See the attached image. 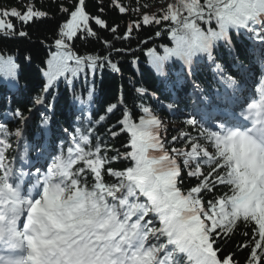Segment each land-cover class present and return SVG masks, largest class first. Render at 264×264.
I'll use <instances>...</instances> for the list:
<instances>
[{
	"label": "snow or ice",
	"instance_id": "6c2138e0",
	"mask_svg": "<svg viewBox=\"0 0 264 264\" xmlns=\"http://www.w3.org/2000/svg\"><path fill=\"white\" fill-rule=\"evenodd\" d=\"M84 2L77 0L71 10L61 8L69 18L59 28L57 51L47 60L42 93H50L60 78L72 84L86 68L93 73L103 67L120 72L109 56H80L72 50L69 42L79 33L95 35L90 19L107 27L99 17H90ZM113 6L121 13L130 10L119 0ZM46 15L32 4L23 12L0 10V34L26 35L7 17L28 23ZM142 24L164 25L173 42L172 47L161 46L162 55L147 49L158 76L168 78L166 66L174 58L182 62L186 75L207 59L226 92L231 90L226 99L232 102L240 99L242 82L217 63L214 51L224 45L231 55L235 32L258 41L264 52V0H173L157 13L145 12L131 22L124 38ZM232 58L244 67L238 56ZM258 58L264 63V55ZM15 69L12 57L0 55V73L14 76ZM136 92L144 94L146 89ZM93 95L89 90L86 99H74L88 105ZM46 100L40 95L34 103L45 105ZM53 106L48 103L45 111ZM238 106L239 113L218 118L210 127L190 116L186 124L197 136L182 132L171 138L185 142L183 149L165 147V125L149 106H139L138 121L124 109L119 131H110L112 137L127 135L123 153L109 157L100 142L92 143V128L87 129L89 134L77 128L78 135L66 149L49 154L43 164L39 159L44 151L38 152L36 163L27 160L28 145L23 155L7 157L8 138L14 135L19 142L29 119L17 110L13 115L21 127L14 133L0 123V264H236L231 255H218L217 244L234 234L239 224L251 231L249 242L241 245L250 249L247 264H264V78L258 94ZM118 107L110 104L106 112L114 113ZM105 118L100 116L96 123ZM48 122L43 116L41 123ZM17 159L22 162L19 168L14 167ZM120 159L130 166L106 167ZM105 175L115 181L106 182ZM185 176L198 182L185 189ZM218 187L226 191L216 195ZM206 194L212 199H205Z\"/></svg>",
	"mask_w": 264,
	"mask_h": 264
},
{
	"label": "trees",
	"instance_id": "16d2710c",
	"mask_svg": "<svg viewBox=\"0 0 264 264\" xmlns=\"http://www.w3.org/2000/svg\"><path fill=\"white\" fill-rule=\"evenodd\" d=\"M113 2L114 0H85L84 8L90 17H99L106 22L107 27H101L95 23V20L90 19L89 24L95 35L87 36L85 33H79V38H74L69 43L72 50L80 56H109L118 64L120 72H113L109 67H103L97 68L93 73L91 69L86 68L72 84L60 78L50 93L45 94L42 93V89L46 82L44 71L47 69V60L51 53L57 51L55 40L59 37V28L69 18L61 8L71 10L77 0H0V10L15 8L23 12L29 4H32L36 10L47 13L46 16L28 23L7 17L5 19H11L18 32L23 31L26 35L0 34V55L5 58L12 57L16 64L14 76L0 73V123L5 124L9 131L14 133L18 127H21V122L13 114L19 110L25 117L30 115L24 132L25 145L28 147L43 150L48 157L49 154L55 156L62 147L66 149L74 135H78L77 128L84 130L85 134H89L87 129L92 128L90 133L92 143L100 142L109 157L116 155L117 151L123 153L127 144V135L112 137L110 131H119L117 124L122 118L124 109H128L133 119L138 121L141 104L149 106L163 123L172 120L178 122L176 126L167 129L168 134L165 131L162 133L167 140L166 148L183 149L186 146L185 142L171 140L173 136H180L182 132L190 133L193 137L197 136L196 129L186 124L190 116L182 112L191 114L194 110L191 99L196 101L182 62L174 58L168 63L166 80L158 76L149 63L147 49L155 48L162 55V45L173 46L165 26L142 24L140 28H134L128 38H124L127 26L131 22L140 19L145 12L157 13L168 3L166 0H119L120 4L130 9L121 13L113 6ZM212 26L215 27L214 24ZM113 27H117L115 33L111 31ZM157 32H161V35L157 36ZM106 41L108 43H105ZM232 42L235 44V50L231 55L226 46H218L214 51L216 61L224 66L228 74L241 80L242 85L246 86L245 98H252L258 94L260 81L264 78V63L258 58L256 45L260 46V44L258 41L249 40L247 35H238L235 32L232 33ZM233 56L239 57L238 63L243 65V68L237 66ZM214 67V64L207 65L201 60L194 66L190 75L198 92L209 97L218 107L226 108L228 105L223 100L228 90L226 92L225 87L219 82ZM137 88L146 89V93L136 92ZM89 90L94 93L90 104L82 105L74 99L75 97L86 99ZM154 94L157 96L155 97ZM40 95L47 96L44 106H37L34 103L35 98ZM176 96L182 99L176 100ZM48 103H53L54 106L45 111ZM113 103L120 104V107L114 113H107V107ZM169 104H173L175 109L178 108L175 113L167 107ZM203 110L205 111V108ZM5 112H10L11 117L4 116ZM42 114L49 119L47 125L41 123ZM100 116H105V120L96 123ZM16 140L14 135L8 138L11 144L7 152L9 160L12 159L11 154L14 151H19V155L24 154L25 145L19 146ZM128 166L130 162L123 159L111 161L106 165L115 170H123ZM105 180L114 182L115 178L105 175ZM197 182V179L185 176L183 185L187 189ZM223 191L226 189L222 190L218 187L216 195L222 194ZM205 199H212V195L206 194ZM245 233H249V236L245 237ZM250 238V227L239 224L234 234L218 242L217 246L221 249L218 255L221 258L231 255L236 264H247L250 249L241 245L247 244Z\"/></svg>",
	"mask_w": 264,
	"mask_h": 264
},
{
	"label": "rangeland",
	"instance_id": "374dc122",
	"mask_svg": "<svg viewBox=\"0 0 264 264\" xmlns=\"http://www.w3.org/2000/svg\"><path fill=\"white\" fill-rule=\"evenodd\" d=\"M170 1L171 0H166V2L167 3H170ZM260 55L262 56V55H264V52H260ZM207 64H211V62L210 61H208L207 60ZM197 94H199V92L197 93ZM231 95V90L229 91V96ZM198 97H200V96H198ZM240 97H241V94H240ZM227 100H229V99H227ZM229 101H231V100H229ZM198 102L199 103H201V102H205V101H203L201 98H198ZM233 103V102H232ZM206 104H209V103H206ZM229 104V103H228ZM210 105V104H209ZM5 115H7V116H9L10 114L9 113H5ZM178 123L177 122H172V121H170V122H164V125H165V128H166V133L168 134V128L170 127V126H176Z\"/></svg>",
	"mask_w": 264,
	"mask_h": 264
}]
</instances>
